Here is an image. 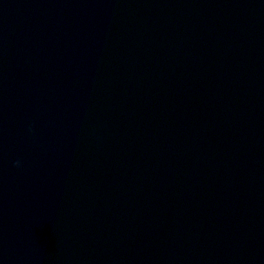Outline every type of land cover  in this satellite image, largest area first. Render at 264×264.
Masks as SVG:
<instances>
[{"label":"water","instance_id":"1","mask_svg":"<svg viewBox=\"0 0 264 264\" xmlns=\"http://www.w3.org/2000/svg\"><path fill=\"white\" fill-rule=\"evenodd\" d=\"M0 264H264V0H0Z\"/></svg>","mask_w":264,"mask_h":264}]
</instances>
